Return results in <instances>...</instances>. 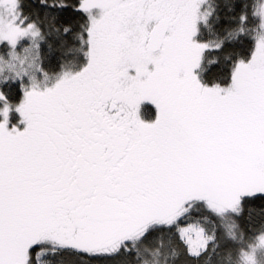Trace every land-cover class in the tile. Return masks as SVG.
I'll return each instance as SVG.
<instances>
[{"label": "snow or ice", "instance_id": "obj_1", "mask_svg": "<svg viewBox=\"0 0 264 264\" xmlns=\"http://www.w3.org/2000/svg\"><path fill=\"white\" fill-rule=\"evenodd\" d=\"M0 264H264V0H0Z\"/></svg>", "mask_w": 264, "mask_h": 264}]
</instances>
